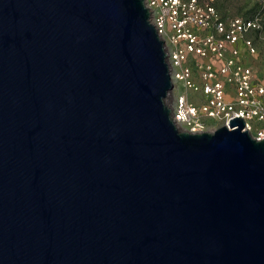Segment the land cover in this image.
Returning <instances> with one entry per match:
<instances>
[{"label":"water","instance_id":"1","mask_svg":"<svg viewBox=\"0 0 264 264\" xmlns=\"http://www.w3.org/2000/svg\"><path fill=\"white\" fill-rule=\"evenodd\" d=\"M171 89L143 0H0V264H264V139Z\"/></svg>","mask_w":264,"mask_h":264},{"label":"built area","instance_id":"2","mask_svg":"<svg viewBox=\"0 0 264 264\" xmlns=\"http://www.w3.org/2000/svg\"><path fill=\"white\" fill-rule=\"evenodd\" d=\"M249 1L258 8L251 16L224 19L214 0H143L164 45L177 128L193 134L230 130L237 128L228 126L236 117L243 131L264 139V71L243 63L240 50L254 55V39L264 42V0ZM187 91L200 93L202 101L196 104Z\"/></svg>","mask_w":264,"mask_h":264},{"label":"rangeland","instance_id":"3","mask_svg":"<svg viewBox=\"0 0 264 264\" xmlns=\"http://www.w3.org/2000/svg\"><path fill=\"white\" fill-rule=\"evenodd\" d=\"M214 5L217 12H219L224 19H226V17L233 16L249 17L258 9L257 6H255L249 0H214ZM254 42L257 47V53L254 55H250L244 47H241V59L243 63L252 66L253 69L260 74L264 71V42H261L260 40L258 41L256 40V38L254 39ZM181 90L182 88H179V92ZM187 92L192 101L196 104L202 101L203 97L200 93L198 95L192 91ZM169 93L170 96L166 97L165 103L171 109L174 95L170 91Z\"/></svg>","mask_w":264,"mask_h":264},{"label":"bare ground","instance_id":"4","mask_svg":"<svg viewBox=\"0 0 264 264\" xmlns=\"http://www.w3.org/2000/svg\"><path fill=\"white\" fill-rule=\"evenodd\" d=\"M179 129V128H178ZM182 131V130H181Z\"/></svg>","mask_w":264,"mask_h":264}]
</instances>
